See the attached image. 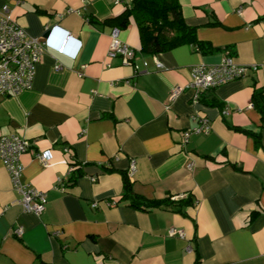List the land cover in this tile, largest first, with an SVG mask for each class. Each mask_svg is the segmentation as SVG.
Masks as SVG:
<instances>
[{
  "label": "crops",
  "instance_id": "0c3cea01",
  "mask_svg": "<svg viewBox=\"0 0 264 264\" xmlns=\"http://www.w3.org/2000/svg\"><path fill=\"white\" fill-rule=\"evenodd\" d=\"M177 1L196 42L144 53L132 20L118 38L148 64L136 74L109 56L105 23L134 0H0L49 44L31 89L0 94V139L30 141L22 180L47 197L42 215L25 212L0 159V264H264V116L252 101L264 91V0ZM227 58L246 75L196 101L193 68ZM126 174L139 196L191 203L130 207Z\"/></svg>",
  "mask_w": 264,
  "mask_h": 264
},
{
  "label": "built area",
  "instance_id": "2783aa9c",
  "mask_svg": "<svg viewBox=\"0 0 264 264\" xmlns=\"http://www.w3.org/2000/svg\"><path fill=\"white\" fill-rule=\"evenodd\" d=\"M119 4H127L132 0H116ZM21 4L23 0H16ZM119 30L112 33V44L109 56L112 58L121 57L124 63L132 65L136 74L147 71L148 64L144 63V70L136 63V51L127 44L122 43L119 38ZM71 35H67L59 53L64 54L71 40ZM49 44L46 40L33 38L27 34L24 28L16 23L11 14V9L5 6L0 10V94L18 96L30 90L34 81L36 65L46 53ZM57 66L56 69H60ZM256 69V67H255ZM249 69L238 66L231 58L224 59L221 64L215 66H196L192 70V82L190 87L196 91L195 100H200L201 95L208 90L218 87L227 82L243 78ZM178 94L175 91L172 99ZM202 127L196 132L209 131V121L204 119ZM189 134H186L188 140ZM31 147L30 141L20 136H5L0 139V159L8 170L14 190L19 195L18 203L22 205L24 211L35 215H42L46 210V193L38 191L29 184L23 182L22 177L25 170L22 164L23 154ZM44 165L52 159L50 152L38 155ZM136 170L133 162L130 173ZM95 207L96 204H93ZM16 235H22L23 229H16ZM171 235L180 234L182 231L172 229Z\"/></svg>",
  "mask_w": 264,
  "mask_h": 264
},
{
  "label": "trees",
  "instance_id": "16d2710c",
  "mask_svg": "<svg viewBox=\"0 0 264 264\" xmlns=\"http://www.w3.org/2000/svg\"><path fill=\"white\" fill-rule=\"evenodd\" d=\"M132 20L136 21L139 27L141 51L144 53L159 54L196 40V31L184 21L182 9L177 0H134L123 14L105 23L113 24L118 30H124L130 26ZM90 22L93 23L94 20ZM202 49L200 47V50ZM205 93L201 95L199 101H202ZM252 101L254 107L258 108L264 116V91H254ZM75 167L76 171L71 174L70 182H75L83 175V165L76 164ZM129 176L125 175L123 199L129 203L130 207L144 211L168 207L181 212L182 207L191 203L190 200L180 202L173 201L171 198L150 200L139 196L134 192Z\"/></svg>",
  "mask_w": 264,
  "mask_h": 264
},
{
  "label": "water",
  "instance_id": "95a60500",
  "mask_svg": "<svg viewBox=\"0 0 264 264\" xmlns=\"http://www.w3.org/2000/svg\"><path fill=\"white\" fill-rule=\"evenodd\" d=\"M49 35H50V32H48V33L46 34L45 38H48V37H49Z\"/></svg>",
  "mask_w": 264,
  "mask_h": 264
}]
</instances>
